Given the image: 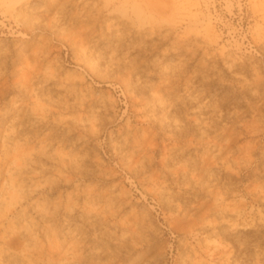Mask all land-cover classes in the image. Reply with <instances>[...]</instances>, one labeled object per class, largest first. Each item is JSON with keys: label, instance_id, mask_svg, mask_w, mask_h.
<instances>
[{"label": "rangeland", "instance_id": "rangeland-1", "mask_svg": "<svg viewBox=\"0 0 264 264\" xmlns=\"http://www.w3.org/2000/svg\"><path fill=\"white\" fill-rule=\"evenodd\" d=\"M0 264H264V0H0Z\"/></svg>", "mask_w": 264, "mask_h": 264}]
</instances>
